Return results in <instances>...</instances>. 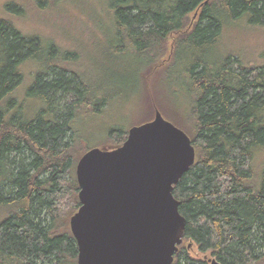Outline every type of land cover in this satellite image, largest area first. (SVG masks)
Instances as JSON below:
<instances>
[{
    "label": "trees",
    "instance_id": "obj_1",
    "mask_svg": "<svg viewBox=\"0 0 264 264\" xmlns=\"http://www.w3.org/2000/svg\"><path fill=\"white\" fill-rule=\"evenodd\" d=\"M103 1L106 55L158 68L168 80L174 73L187 92L190 133L178 128L195 161L173 187L185 219L173 264H264V168H253L264 150V64L216 52L224 23L248 16L264 25V0ZM69 56L52 45L47 53L39 38L0 20V264H77L69 218L79 208L75 165L88 151L80 152L78 127L128 80L108 76L98 86L65 66ZM32 60L44 65L23 101L20 68ZM114 134L105 147L125 141ZM189 244L204 256H192Z\"/></svg>",
    "mask_w": 264,
    "mask_h": 264
},
{
    "label": "water",
    "instance_id": "obj_2",
    "mask_svg": "<svg viewBox=\"0 0 264 264\" xmlns=\"http://www.w3.org/2000/svg\"><path fill=\"white\" fill-rule=\"evenodd\" d=\"M194 161L190 138L157 110L120 146L82 154L69 218L77 264H173L185 228L173 187Z\"/></svg>",
    "mask_w": 264,
    "mask_h": 264
},
{
    "label": "rangeland",
    "instance_id": "obj_3",
    "mask_svg": "<svg viewBox=\"0 0 264 264\" xmlns=\"http://www.w3.org/2000/svg\"><path fill=\"white\" fill-rule=\"evenodd\" d=\"M103 3V0H0V20L9 19L22 35L39 38L42 49L47 53L51 45L54 55L68 53L69 62L74 66L68 65V62L65 66L71 69L77 66L98 86L108 76L125 74L127 77V87L122 89L121 94L113 97L100 114L89 116L78 127L82 142L80 152L105 147L111 142L107 138L109 129L118 131L120 137L116 133L114 135L117 140L121 139L130 128L151 120L155 110L173 125L190 133L187 92L183 85L173 81L176 74H171L168 80V75L158 71V68L146 72L135 66L132 60L117 62L106 55L109 51L104 39L107 15ZM196 14L189 18L196 21ZM216 52L220 55L234 54L252 67L264 64V25L251 23L248 16L224 23ZM32 61L20 68L19 98L23 101L25 91L32 83V75L41 71L44 65ZM39 104L30 110L31 116ZM253 168L260 175L264 168V150L254 153ZM188 247L192 256H204L190 244Z\"/></svg>",
    "mask_w": 264,
    "mask_h": 264
}]
</instances>
